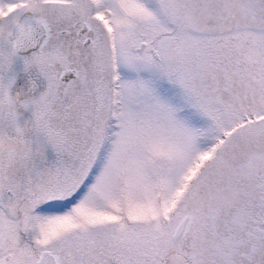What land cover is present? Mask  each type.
<instances>
[{
	"label": "snow or ice",
	"instance_id": "snow-or-ice-1",
	"mask_svg": "<svg viewBox=\"0 0 264 264\" xmlns=\"http://www.w3.org/2000/svg\"><path fill=\"white\" fill-rule=\"evenodd\" d=\"M0 264H264V0H0Z\"/></svg>",
	"mask_w": 264,
	"mask_h": 264
}]
</instances>
